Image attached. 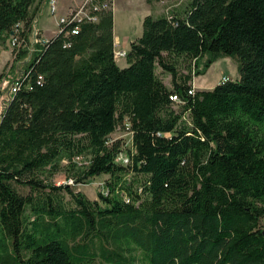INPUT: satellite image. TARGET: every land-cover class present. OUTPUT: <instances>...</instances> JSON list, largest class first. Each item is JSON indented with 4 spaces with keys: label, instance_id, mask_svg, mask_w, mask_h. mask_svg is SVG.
Instances as JSON below:
<instances>
[{
    "label": "trees",
    "instance_id": "trees-1",
    "mask_svg": "<svg viewBox=\"0 0 264 264\" xmlns=\"http://www.w3.org/2000/svg\"><path fill=\"white\" fill-rule=\"evenodd\" d=\"M45 3L0 0V52L18 40L0 73V264H264V0L147 14L123 67L111 2L43 40ZM222 56L237 76L189 93ZM100 175L107 194L75 188Z\"/></svg>",
    "mask_w": 264,
    "mask_h": 264
},
{
    "label": "rangeland",
    "instance_id": "rangeland-1",
    "mask_svg": "<svg viewBox=\"0 0 264 264\" xmlns=\"http://www.w3.org/2000/svg\"><path fill=\"white\" fill-rule=\"evenodd\" d=\"M112 2V13H113V34L117 36L118 45L124 43L123 48L129 47V42L139 36L142 32V19L145 15L151 14L158 16L159 14H165L166 11L176 6H179L185 0H155L151 3H147L145 0H107ZM49 13V11H48ZM44 16V12H42ZM55 19L56 17L51 15ZM10 41L8 42V48L0 52V73L6 72L9 69L14 53L12 51ZM125 58L118 60L119 65H125ZM160 70L158 69V72ZM161 77L167 85H170V75L167 73H161ZM237 76L236 62L229 56L219 57L208 70L199 76L193 78V85L198 88L194 90L211 89L215 84L220 82L223 77L235 78ZM0 110H1V97H0ZM128 125V123H126ZM120 139L122 144L123 152L131 146V133L126 128H118L110 137V140ZM82 160V159H79ZM107 175L95 176L87 179L82 183H78L75 188L83 192L88 198H94L96 193L101 190L103 182ZM66 176L63 172L55 173L51 180L56 184H62L66 180Z\"/></svg>",
    "mask_w": 264,
    "mask_h": 264
},
{
    "label": "built area",
    "instance_id": "built-area-1",
    "mask_svg": "<svg viewBox=\"0 0 264 264\" xmlns=\"http://www.w3.org/2000/svg\"><path fill=\"white\" fill-rule=\"evenodd\" d=\"M57 0H48L47 1V8L48 11L51 15L56 17L57 20V31H60L61 29V25H66V24H72L70 32L72 34H77L79 31V24L86 20V21H92L95 22L97 21V16L95 14V12L102 10V9H107L109 7V4L106 0H102V1H97V0H79V1H75L73 6L70 7L69 12L66 15H62V16H58L57 15ZM166 15H168V18L170 17L169 12L166 11L165 12ZM17 34V31H16ZM18 40H17V35H12L11 39H10V45L12 47H14L17 44ZM126 49L122 48L118 45V41H114L113 44V56L114 59L117 61L120 58H125L126 55ZM42 79V76H38V81H40ZM227 77H223V79L221 81H225L227 80ZM21 82L19 80L15 81L14 84L12 85V92H16L19 87H20ZM25 86H29V83H27V85ZM194 92V88H191L189 90V93H193ZM170 99L174 102H180L179 98L177 95H171ZM115 161L121 164H127L129 163V156L128 154L124 151H120L117 153L116 157H115ZM65 184H73L74 181L71 178H67L64 181ZM101 191L104 194H107L108 190L104 187V185L101 188ZM123 197L125 199V201H128V198L125 194H123Z\"/></svg>",
    "mask_w": 264,
    "mask_h": 264
},
{
    "label": "crops",
    "instance_id": "crops-1",
    "mask_svg": "<svg viewBox=\"0 0 264 264\" xmlns=\"http://www.w3.org/2000/svg\"><path fill=\"white\" fill-rule=\"evenodd\" d=\"M47 1L48 0H46L45 7L43 10V12L45 14H44V16H43V14H41L40 17L38 18V22H37L38 28L41 29V31H42L41 36H42L43 40H47V39L51 38L52 36H54L55 33L57 32V28H58V26L55 22V19L52 16H50L48 13ZM57 1H58V3H57V15L62 16V15H66L69 12L70 7L73 6L74 2L79 1V0H57ZM113 36H114V41H115V37H116V39H118L117 36H115L114 34H113ZM116 41H118V40H116ZM123 46H124V43L122 42L120 47L123 48ZM116 62L118 63V60ZM125 65H126V62H125ZM125 65H123V66H125ZM120 66L123 67L122 65H120ZM193 87L198 88V87H196V85H193Z\"/></svg>",
    "mask_w": 264,
    "mask_h": 264
}]
</instances>
